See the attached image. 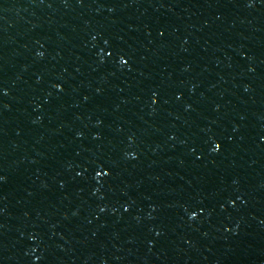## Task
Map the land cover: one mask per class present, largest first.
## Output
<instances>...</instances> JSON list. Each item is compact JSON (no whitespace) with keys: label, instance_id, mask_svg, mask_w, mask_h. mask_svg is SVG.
Listing matches in <instances>:
<instances>
[{"label":"water","instance_id":"1","mask_svg":"<svg viewBox=\"0 0 264 264\" xmlns=\"http://www.w3.org/2000/svg\"><path fill=\"white\" fill-rule=\"evenodd\" d=\"M0 177V264H264V0H0Z\"/></svg>","mask_w":264,"mask_h":264},{"label":"snow or ice","instance_id":"2","mask_svg":"<svg viewBox=\"0 0 264 264\" xmlns=\"http://www.w3.org/2000/svg\"><path fill=\"white\" fill-rule=\"evenodd\" d=\"M121 62L123 63V58H122V57H121ZM56 87L59 88L60 85H56ZM217 147H218V145H214V147H213V151H215ZM102 172H103V170L101 169V171H98V172L96 173V175H101ZM0 179H2V177H0ZM192 215L195 216L196 213L193 212Z\"/></svg>","mask_w":264,"mask_h":264}]
</instances>
